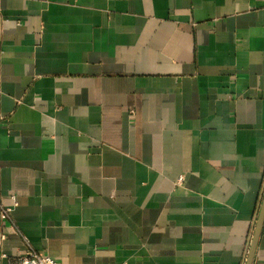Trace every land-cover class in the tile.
Here are the masks:
<instances>
[{"label":"crops","instance_id":"crops-1","mask_svg":"<svg viewBox=\"0 0 264 264\" xmlns=\"http://www.w3.org/2000/svg\"><path fill=\"white\" fill-rule=\"evenodd\" d=\"M263 195L264 0H0V254L245 264Z\"/></svg>","mask_w":264,"mask_h":264},{"label":"built area","instance_id":"built-area-1","mask_svg":"<svg viewBox=\"0 0 264 264\" xmlns=\"http://www.w3.org/2000/svg\"><path fill=\"white\" fill-rule=\"evenodd\" d=\"M10 212V209L4 208L0 205V214L3 218H10ZM0 258L9 259L10 264H60L48 254L39 253L33 249L27 250L24 255L13 257L11 259L4 254H0Z\"/></svg>","mask_w":264,"mask_h":264},{"label":"water","instance_id":"water-1","mask_svg":"<svg viewBox=\"0 0 264 264\" xmlns=\"http://www.w3.org/2000/svg\"><path fill=\"white\" fill-rule=\"evenodd\" d=\"M263 226H264V195H263L259 215L257 217V221L255 224V229L245 264H254L255 254L259 243V239L261 237Z\"/></svg>","mask_w":264,"mask_h":264}]
</instances>
